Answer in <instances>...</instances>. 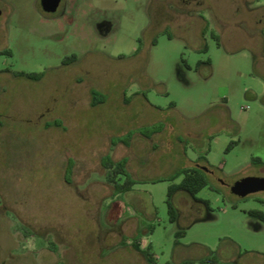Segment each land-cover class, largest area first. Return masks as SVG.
Returning <instances> with one entry per match:
<instances>
[{"label": "rangeland", "instance_id": "374dc122", "mask_svg": "<svg viewBox=\"0 0 264 264\" xmlns=\"http://www.w3.org/2000/svg\"><path fill=\"white\" fill-rule=\"evenodd\" d=\"M159 3L0 0V264H264V190L231 191L264 176V0ZM194 161L208 184L171 220Z\"/></svg>", "mask_w": 264, "mask_h": 264}, {"label": "trees", "instance_id": "16d2710c", "mask_svg": "<svg viewBox=\"0 0 264 264\" xmlns=\"http://www.w3.org/2000/svg\"><path fill=\"white\" fill-rule=\"evenodd\" d=\"M204 33H205V30H204ZM5 51L10 52V50H0V53L5 52ZM76 59H77V55L72 54V55L66 56V58L64 59V62L69 63ZM17 74L25 75L28 77H34V78H40L42 75V73L40 72H27L24 70L18 71ZM101 101H103V99L98 94L93 95V100H92L93 104H96ZM235 142L236 141L233 140L230 142L229 145L234 144ZM252 159L253 161H257V162H262V163L264 162L260 156H253ZM103 163L106 168V177L108 181L114 185L115 190L117 192H120L123 190H129L133 187L134 183L136 182V179L132 178L128 174L127 167H126L127 160L124 159V157L119 158L116 161L110 159L105 162L103 161ZM121 174L125 175L123 181H119V176ZM180 174H183L181 181L171 183L168 188L167 203H168V209H169L171 220H175L177 218V208L172 201L173 193L177 189L182 188V189L187 190L190 194L196 195L205 185L208 184L207 174L202 170L201 167L195 166V167L179 169L172 178ZM250 214L257 216L264 221V210L259 209V208H253V209H250ZM184 233H185L184 229H180L177 231L178 235H182ZM132 244L136 249L142 251L149 261L154 262V253L151 250V243H149L147 246L142 247L138 237L135 236L132 241ZM168 264H172V263H168ZM179 264H194V260L185 259ZM211 264H220V263L217 261L216 257L214 256Z\"/></svg>", "mask_w": 264, "mask_h": 264}, {"label": "water", "instance_id": "95a60500", "mask_svg": "<svg viewBox=\"0 0 264 264\" xmlns=\"http://www.w3.org/2000/svg\"><path fill=\"white\" fill-rule=\"evenodd\" d=\"M59 3L60 0H41L42 7L46 11L56 10ZM258 190H264V176L261 175L242 176L231 184V191L241 197Z\"/></svg>", "mask_w": 264, "mask_h": 264}, {"label": "crops", "instance_id": "0c3cea01", "mask_svg": "<svg viewBox=\"0 0 264 264\" xmlns=\"http://www.w3.org/2000/svg\"><path fill=\"white\" fill-rule=\"evenodd\" d=\"M262 19L261 20H257L256 18H255V24H257V26L256 27H254V32H253V35L254 36H260L261 38L263 37V35H264V32H263V30L264 29H262L263 28V26H262ZM206 24H208V21H205V23H204V28H205V26H207ZM204 30L205 29H203V32H204ZM205 34V33H204ZM262 48L261 49H259V51L257 52V54L261 57V59H264V43H263V45L261 46ZM254 63L257 65V64H259V61H258V59H257V55H254ZM194 164H195V166H198V167H204L205 165H203V163H201V162H197V161H194ZM205 168H207V167H205ZM141 246H142V244H141ZM143 247V246H142Z\"/></svg>", "mask_w": 264, "mask_h": 264}, {"label": "flooded vegetation", "instance_id": "af4514ba", "mask_svg": "<svg viewBox=\"0 0 264 264\" xmlns=\"http://www.w3.org/2000/svg\"><path fill=\"white\" fill-rule=\"evenodd\" d=\"M161 1H164L165 4H169V3H171L172 6L174 7L175 4H177L179 0H161ZM159 2H160V0H158V3H159ZM159 4H160V3H159ZM64 63H65V62H64Z\"/></svg>", "mask_w": 264, "mask_h": 264}]
</instances>
